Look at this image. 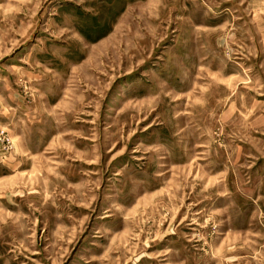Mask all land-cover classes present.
Here are the masks:
<instances>
[{
  "label": "rangeland",
  "instance_id": "374dc122",
  "mask_svg": "<svg viewBox=\"0 0 264 264\" xmlns=\"http://www.w3.org/2000/svg\"><path fill=\"white\" fill-rule=\"evenodd\" d=\"M0 264H264V0H0Z\"/></svg>",
  "mask_w": 264,
  "mask_h": 264
},
{
  "label": "built area",
  "instance_id": "2783aa9c",
  "mask_svg": "<svg viewBox=\"0 0 264 264\" xmlns=\"http://www.w3.org/2000/svg\"><path fill=\"white\" fill-rule=\"evenodd\" d=\"M242 1H249V0H242Z\"/></svg>",
  "mask_w": 264,
  "mask_h": 264
},
{
  "label": "crops",
  "instance_id": "0c3cea01",
  "mask_svg": "<svg viewBox=\"0 0 264 264\" xmlns=\"http://www.w3.org/2000/svg\"><path fill=\"white\" fill-rule=\"evenodd\" d=\"M249 1H253V0H249Z\"/></svg>",
  "mask_w": 264,
  "mask_h": 264
}]
</instances>
